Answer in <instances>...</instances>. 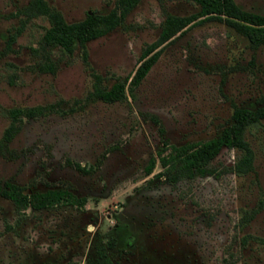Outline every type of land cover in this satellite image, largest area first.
<instances>
[{"label":"rangeland","instance_id":"1","mask_svg":"<svg viewBox=\"0 0 264 264\" xmlns=\"http://www.w3.org/2000/svg\"><path fill=\"white\" fill-rule=\"evenodd\" d=\"M44 1L68 23L107 13L115 2ZM29 2L0 0V138L9 109H41L22 117L0 149V180L25 192L70 184L85 203L19 215L0 197V264H264V120L244 131L253 156L247 173L232 170L236 148H221L210 174L176 180L156 155L163 140L214 137L229 122L231 104H264V45L250 47L216 20L195 23L163 45L133 96L105 103L88 98L91 74L106 87L130 77L164 16H188L198 6L140 0L119 26L85 44L88 66L80 49L67 56L55 48L49 56L57 68L43 73L32 50L48 23L20 13ZM234 2L264 14V0ZM151 155L156 161L145 175ZM67 159L99 165L82 174Z\"/></svg>","mask_w":264,"mask_h":264},{"label":"trees","instance_id":"2","mask_svg":"<svg viewBox=\"0 0 264 264\" xmlns=\"http://www.w3.org/2000/svg\"><path fill=\"white\" fill-rule=\"evenodd\" d=\"M139 1L115 0L114 6L107 13L98 14L92 11L86 13L82 20L68 23L59 11L50 7L44 0H30L20 10V13L26 18L42 17L48 23L37 48L32 50L33 53L36 55L40 53L41 56L40 61L36 64L37 71L55 72L57 61L52 60L49 56V51L55 48L67 56H71L75 49H80L81 60L85 66H88L85 44L119 26ZM189 1L198 6V11L188 16L166 14L160 23L156 39L141 48L138 65L130 77L125 80L118 78L110 87H106L102 84L103 78L92 73L93 82L88 98L113 103L124 100L127 95L133 96L134 89L157 60L163 45L195 23L216 20L244 37L250 47L257 48L264 45V14L244 10L234 0ZM40 109V107L9 109L7 111L10 118L9 124L0 138V149L19 130L20 119L37 116L40 114ZM261 120H264V104L253 108L231 104L229 122L221 126L214 137L182 145L169 144L163 140L161 147L156 152L157 160L162 166H167L169 170L173 171L172 180L180 177L192 178L196 175L211 173L207 166L221 148H236L241 151V155L232 170L237 174L247 173L252 170L253 156L252 150L244 138V131L248 126ZM152 121L156 124L159 123L155 117H152ZM158 132L162 133L161 126H158ZM155 161L156 157L151 155L143 167L145 175L152 172ZM66 163L82 174L92 172L99 165V161H96L94 165H80L68 159ZM0 197L10 201L19 215L27 208L43 210L56 205L82 207L85 203V198L76 195L70 184L60 188L25 192L19 185L0 180ZM5 227L9 228V226ZM124 239L127 240L126 236ZM221 264H229V262L225 258Z\"/></svg>","mask_w":264,"mask_h":264},{"label":"flooded vegetation","instance_id":"3","mask_svg":"<svg viewBox=\"0 0 264 264\" xmlns=\"http://www.w3.org/2000/svg\"><path fill=\"white\" fill-rule=\"evenodd\" d=\"M73 168V167H72ZM74 169V168H73ZM77 171V170H76ZM73 207H76V206H73ZM126 239L129 240L130 238H128V236H126Z\"/></svg>","mask_w":264,"mask_h":264}]
</instances>
